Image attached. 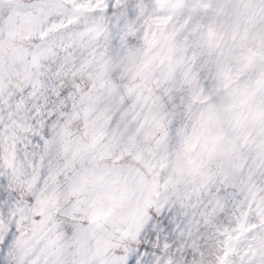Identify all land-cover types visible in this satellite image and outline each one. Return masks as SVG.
I'll list each match as a JSON object with an SVG mask.
<instances>
[{"label":"snow or ice","instance_id":"snow-or-ice-1","mask_svg":"<svg viewBox=\"0 0 264 264\" xmlns=\"http://www.w3.org/2000/svg\"><path fill=\"white\" fill-rule=\"evenodd\" d=\"M0 264H264V0H0Z\"/></svg>","mask_w":264,"mask_h":264}]
</instances>
